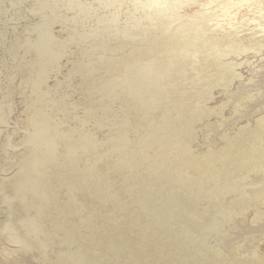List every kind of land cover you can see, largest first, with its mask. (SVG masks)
<instances>
[{
	"label": "rangeland",
	"instance_id": "rangeland-1",
	"mask_svg": "<svg viewBox=\"0 0 264 264\" xmlns=\"http://www.w3.org/2000/svg\"><path fill=\"white\" fill-rule=\"evenodd\" d=\"M262 118L264 0H0V264H264Z\"/></svg>",
	"mask_w": 264,
	"mask_h": 264
},
{
	"label": "bare ground",
	"instance_id": "bare-ground-1",
	"mask_svg": "<svg viewBox=\"0 0 264 264\" xmlns=\"http://www.w3.org/2000/svg\"><path fill=\"white\" fill-rule=\"evenodd\" d=\"M214 45L215 46L213 47V49L209 50V55L210 54H212V55L215 54V56H216L215 60H218L217 56H225V55H227L229 53L230 54L231 53H237L241 49V47L243 48L244 44H242L241 42H239L237 40H229V41L222 40L220 43L218 42V43H215ZM232 75H233L232 64L226 63V64L222 65L221 67H219V76L215 80L213 78V80L215 81V83H218L220 86H226L227 80L230 77H232ZM212 83H213V81H212ZM259 125H260V127L262 129H264V118L259 120ZM263 189H264V187H263Z\"/></svg>",
	"mask_w": 264,
	"mask_h": 264
}]
</instances>
